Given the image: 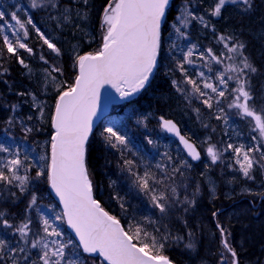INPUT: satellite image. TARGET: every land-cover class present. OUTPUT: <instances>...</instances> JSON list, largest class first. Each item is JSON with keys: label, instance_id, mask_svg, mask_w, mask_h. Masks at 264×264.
Returning <instances> with one entry per match:
<instances>
[{"label": "snow or ice", "instance_id": "snow-or-ice-1", "mask_svg": "<svg viewBox=\"0 0 264 264\" xmlns=\"http://www.w3.org/2000/svg\"><path fill=\"white\" fill-rule=\"evenodd\" d=\"M83 3L87 4L88 0H83ZM170 3L171 0H110L103 10L102 47L95 53L80 55L77 52L75 54L73 66L78 68V74L72 84H67L66 81L53 84L58 92V97L52 118L55 133L51 136L50 163L46 165L47 173H45L44 164L37 168L35 179L46 178L62 202L63 212L56 215L54 219H49L46 214L40 212L37 206V195L34 192L31 193L28 211L33 206H37L43 235L30 241L31 219L26 218L21 224L14 226L3 218L5 214L0 211V224L6 229H13V235L19 233L20 240L17 243L23 245L9 249L8 242L0 239V260L11 258L13 264H20V259L17 258V253H19L24 264H84L78 255L74 253L69 256L65 251L72 247L73 242L70 239H64V232L55 221L63 222V218L67 217L66 222L79 237V244L82 246L83 252L99 253L107 264H172L167 256L159 254L165 244L173 239L171 234L161 233L158 227L150 231L140 222L130 223L126 228L119 219L109 215L103 210L100 202L93 198L92 182L86 167V146L93 131L94 118L97 117L100 109L101 90L107 85L115 89L121 99H131L149 82L153 70L157 66L158 58L161 56L163 30L168 22ZM49 5L57 6L55 0H31L29 6L35 10L45 9ZM227 5H242L244 11H249L252 8V0H214L213 6L208 10V15L220 17L222 10ZM65 11L69 10L66 9ZM178 11L179 15L176 16L171 25L178 38L187 39L188 33L182 29H186L191 21H199L204 28L211 26V22L206 20L203 15L194 14L187 3L182 5ZM2 20H5L4 11H0V21ZM10 20L15 21V25L8 23L9 29L18 26V29L23 30V32L21 35L19 30L13 31L12 37L14 39H10L4 31V26H0V35L3 37V43L7 46L8 52L15 53L17 46L20 49L32 51L27 44L22 42V38L28 36L27 25H31L44 44L57 55L60 54L59 48L36 27L30 16L21 20L16 12H12ZM65 20H70V16H65ZM212 31L214 33L216 31L214 26ZM234 39V36L224 34L218 36V41L223 44L224 48L229 53L235 54L227 57L233 61L227 65L223 64L221 57L216 55L212 48L200 51L195 44H191L186 50L180 48L181 56L175 61L176 68L183 76V84L191 85V91L189 92L182 87L176 80H173L172 83L176 91L184 95L186 99L192 95H198L203 98L201 103L207 108L212 109L215 104L217 112L215 118L217 120L223 119L225 123H227L228 114L225 113L221 98L227 99L228 96H231L227 107L235 109V115L241 119L251 118L249 122H254L252 130L259 133V137L254 136L253 139L264 141V111L257 112L255 106L249 103L253 100L249 76L256 72V68L245 55L244 48L246 45L243 42L236 40L230 46L229 42ZM175 48L176 45L172 44L169 51ZM194 57L205 61V64L200 67H207L210 73L213 72L212 63L220 66L215 74V79L219 81L220 86L210 83L211 77H206L203 71H199L196 79L189 75L185 65H194ZM237 59L239 60L238 63L236 62ZM19 62L24 67H28L22 59ZM52 71L63 74L60 68L53 67ZM47 76H51V72ZM47 76L45 77L46 80ZM55 80L56 78L52 77V81ZM198 81H202L203 88ZM229 81H233L235 87L230 88ZM203 89H211V93L215 94L216 99L214 100L213 96ZM20 95H24V93H20ZM32 100L35 107L42 108V104L37 103L35 95L32 96ZM13 111H15V106H13ZM197 111L199 110L197 109ZM40 114L42 116L43 112L41 111ZM160 119L164 130L179 137L188 156L192 160H200V152L194 144L180 134L176 124L171 120H165L163 117ZM6 123L9 127L14 125L11 118ZM22 130L25 139L32 132L30 127H22ZM5 131L7 132V129ZM102 135L104 141L112 148L122 146L118 150L122 152L124 150L131 151L128 147V137L115 130L113 126L105 127ZM148 143L152 144L153 141L149 139ZM227 148L234 149L237 157L236 163L246 178H251L249 173L254 163L258 164L264 160V152H260L259 145L249 148L247 151L244 150L242 144L239 147L228 144ZM250 152H260V160L254 161L249 155ZM0 153L8 154V157L0 161V183L17 187L21 193L27 192L32 179L27 173L36 166L34 161L29 163L31 157L27 149L21 152L19 146L14 145L10 148L0 144ZM206 153L213 164L223 154L215 145L207 147ZM165 156L169 162L172 161V157L167 153ZM39 160L48 161L49 157L41 155ZM125 166L131 176L134 177L135 185L149 196L153 207L161 213L160 219H164L175 204L194 206L195 200H189L187 196L184 197L183 201L180 200V193L177 191L178 186H166L170 190V195H165L164 192L159 191L156 185H163L164 180L157 178L147 168L143 175H140L134 170L133 160L126 159ZM168 166L167 164L163 167L161 164L156 165L158 169H162L165 178L170 175L167 171ZM182 167L187 168L191 165L186 159L181 161L179 167L172 164L171 173H179L183 176ZM21 170H23L24 175L20 174ZM198 192L199 187L197 186L193 196ZM11 195L15 196L16 193L12 192ZM147 223L154 224L155 222L149 219ZM217 227L223 237L221 245L224 251L221 254L220 264H229V254L231 257L230 264H238L237 253L225 235L227 230L220 227L219 224ZM188 236V242L184 246L193 250L195 243L191 239L192 234L188 233ZM48 237L53 239H47ZM174 239L180 241L182 238L177 236ZM6 249H9L11 256H9V251H5ZM31 249L37 250L36 256L32 255ZM153 251L156 252V255L151 254Z\"/></svg>", "mask_w": 264, "mask_h": 264}, {"label": "trees", "instance_id": "trees-1", "mask_svg": "<svg viewBox=\"0 0 264 264\" xmlns=\"http://www.w3.org/2000/svg\"><path fill=\"white\" fill-rule=\"evenodd\" d=\"M110 0H89L87 4H80V9L86 10L89 15V21L87 24L79 23L83 28L90 26V31L93 30L96 36V41L84 48L80 53H95L100 49L101 37L98 34L100 31L99 22L101 14L104 8ZM187 3L191 11L200 16L203 15L206 20L211 22L209 28H204L202 24L194 22L192 39L198 44V47L206 49L209 43V35L214 26L215 36L218 34H224L226 36H234V40L230 44H234L236 40L243 42L246 47L244 48L245 55L248 56L249 61L256 68V72L250 74L249 78L252 83L260 84L264 81V0H252V8L249 11H244L243 6L227 5L223 10L220 17L210 18L208 10L213 6L212 0H173L171 9L168 15V22L163 30V46L161 49V56L158 70L148 87L146 93L138 100L125 104L119 108L117 113H114L110 123L107 125H100L93 134L87 150V166L90 179L93 183L95 196L100 202L101 206L109 212L112 216L118 218L121 224L127 228L128 224L140 222L150 231L158 227L161 233H170L173 239H170L165 247L159 254L167 256L175 264H189L187 259L178 257V253L182 252L184 246L182 241H188V233L192 234V240L197 241V237L201 238L205 236V240L209 235V230L206 224L201 220H188L184 217V213L190 211H197L209 221L215 222L214 218L219 212H222V206H218L217 202L207 205H198L197 199L204 192V188L199 185V181L202 179L198 178L197 175L200 172L207 173L208 167L205 165L204 159L198 164H192L186 156H184L182 150L178 144L165 136L159 128L158 117L163 116L165 118L175 120L181 128L182 134L185 135L190 141H192L200 150L201 144L198 141L197 133L193 130H187L183 126L184 123L177 120L172 114V107L174 105V96L179 98L177 91L174 89L173 80L178 83L183 82V78L180 71L176 68V59L180 58V55L176 50L169 51V36L168 31L175 20L176 16L179 15V9L182 5ZM0 11L5 12V20H10V14L16 12V4L13 0H0ZM38 19V17H36ZM34 20L36 27L50 39L51 42L57 43L52 36L43 28V26ZM28 36L26 43L30 48L31 54L33 55H44L48 64L53 67L62 69V73H56L58 76H63L64 81L67 84H72L77 75L76 67H74L75 58H72L68 51L61 50L59 56L54 57L48 55V52H44L48 49L47 45L44 44L38 33L27 25ZM213 32V31H212ZM86 33V30H85ZM199 33L201 35L199 36ZM30 54L27 53L26 49H19L15 53L7 51V46L3 43L2 35H0V140L4 137V134L10 132L8 124L6 123L10 118L16 122V108L13 111V106H19L18 94L24 89L25 82L24 71L21 67L19 60H23L28 63L31 60ZM188 69L189 74L192 78L196 75L195 69L189 65H185ZM181 86L184 84L181 83ZM159 90V91H158ZM152 92L161 93L167 98V101L162 99L153 98ZM57 97H52L51 101L55 103ZM54 99V100H53ZM180 99V98H179ZM226 100V99H225ZM226 104V103H224ZM24 107H21L23 110ZM188 113L192 120H196L192 111L198 109L202 112L203 116L208 115L206 105L197 106V104L191 103L190 107H187ZM190 109V110H189ZM211 118V117H210ZM210 118H206L208 121ZM115 119L117 122L115 123ZM227 123L225 126L220 128L222 125L221 120H217L212 117L208 122L214 124L215 132L221 137V148L227 149V155L233 156L234 149H228V144H233L234 147H239L244 141L245 129L241 122L235 118L227 116ZM113 126L115 130L128 137V147L131 151L118 150V148H112L108 145L103 138V130L105 127ZM7 129V132L5 131ZM48 138L51 137V128H47ZM106 135V133H104ZM153 141L152 144L148 143V140ZM167 153L172 157V161L169 162L165 156ZM131 159L134 162L135 169L138 174L143 175L145 169L159 179L164 180L163 185H156L159 191L164 192L165 195H170V190L166 186H178L177 191L180 193V200L183 201L184 197L187 196L189 200L196 199L193 205H183L182 212L171 211L160 219L161 213L158 209L153 207L151 201L148 200L149 196L141 191L136 185L134 177L127 171L125 166V160ZM188 160L191 167L181 168L184 173L181 176L179 173L172 174L171 166H181V161ZM157 164L169 165L167 171L169 176L164 177L162 169L156 167ZM45 165V173H47V164ZM220 168V167H218ZM31 172L28 173L31 179V183L28 185L26 193H20L13 186H6L0 183V211L4 212V219H7L14 226H18L25 221L26 218H30L28 211V204L31 198V193H35L38 197L37 203L43 208H51L54 212L58 213L59 208L51 199L48 191V182L45 177L35 179L36 171L35 168H31ZM223 172V171H222ZM197 186L199 192L193 196L196 192ZM15 192L16 195H11ZM123 205V206H122ZM186 209V210H185ZM33 210V209H32ZM45 212V210L43 211ZM215 213V215H213ZM34 216V211H33ZM152 220L154 224H148V220ZM32 221V219H31ZM60 221V220H59ZM171 223V224H170ZM178 223V224H176ZM168 224H170L168 226ZM60 226L64 232V239H70L73 244L71 250L84 262V264H102L98 258L88 259L84 257L77 244L72 237L66 232L64 223L60 221ZM167 226V227H166ZM185 226L186 231L181 230ZM200 233V234H198ZM181 237L180 241L175 240V237ZM0 239H4L8 242L9 249L23 246L22 243L18 244L20 240L19 233L13 235V229H6L0 224ZM186 243H184L185 245ZM204 244H206L204 242ZM6 249L5 251H9ZM32 255L36 256V252L31 250ZM199 253V252H198ZM152 255H156L153 251ZM190 255V253H186ZM9 256L11 253L9 251ZM17 258L20 259V264H24V261L17 253ZM0 264H13L11 258L0 260Z\"/></svg>", "mask_w": 264, "mask_h": 264}, {"label": "rangeland", "instance_id": "rangeland-1", "mask_svg": "<svg viewBox=\"0 0 264 264\" xmlns=\"http://www.w3.org/2000/svg\"><path fill=\"white\" fill-rule=\"evenodd\" d=\"M13 2L16 4V13L21 20H25L28 16H30L34 20L36 19V17H38V19L36 20L52 36V38L55 41H57V43L54 44L57 46V48H59L60 52L61 50L64 49V51H68L71 54L72 58H75V54L77 52L80 54L85 47L92 45L96 41L95 33L93 30L90 31L91 29L90 26L86 27L85 29L82 27V25H79V23L87 24L89 21V15L87 14V11L80 9V4L83 3V0H55V3L57 5L56 7H52L51 5H49L45 9H35V10L29 6L31 0H13ZM66 9H68L69 11L66 12L65 11ZM77 12H79V15H77ZM65 16H70V20H65ZM194 22L196 21H191V23L186 29H182L183 31H186L188 33L187 39L178 38L177 34L174 32L172 27L170 26L169 28L168 31L169 46L175 44L176 48L173 50H176L180 56H181V53L179 52L180 48H184L186 50V48L191 44H195L197 48H199L198 44L194 42L191 37L194 29L193 28ZM8 23L15 25V21L2 20L0 21V26H4L5 33L9 35L10 39H14V37H12V32L19 30L18 26L9 29L7 27ZM101 23H102V16L100 17V22H99L100 31L98 34L100 35V37H102ZM19 31L21 32L22 35L23 30H19ZM214 36L215 33L211 32L210 33L211 41L209 42L210 45H208L207 48H212L214 53L221 57L224 65L232 63L233 61L229 60L227 57L233 56L235 54L229 53L227 49L224 48L223 44L218 41V36L217 37ZM26 39L27 37L22 38V42L26 43L25 42ZM262 48L264 49V47ZM19 49L20 48L17 46L16 51ZM199 49L200 51L205 50L202 47H200ZM44 52H48V55H51L53 58L59 56L49 48ZM27 53L30 54L29 56H31V60L28 63L24 62V64L28 65L27 68L21 64L22 67L24 68V77L26 80L25 82H22L24 84V89L22 90V93H24V95L18 94L17 96V98L19 99V106L15 107L16 117L14 118L16 122L12 127H8L10 132L4 134V137L0 140V144H4L5 146H8L10 148L13 147L14 145L19 146L21 152H24L25 149H27L28 154L31 157L29 163H32L34 161L36 163V166L32 168H35V170H37V168L41 164L49 163V160L40 161L39 156L47 155L49 157L51 138H48L47 128L51 124L53 109L56 103V100L55 103H53L51 101V98L58 96V92L56 91L53 84L65 82V81L63 76H58L56 74L59 72L52 71L53 66H51L48 63H45L46 59L44 58L45 57L44 55L41 54L33 55V53L31 54V52L29 51H27ZM41 57H43V59H41ZM193 59L195 60V64L192 65L191 67H193V69H195L196 71V75L193 77V79L197 78L199 71H203L206 77H211V79L209 80L210 83L220 86L219 81L215 79L216 71L219 69L220 66L212 63L213 72L210 73L207 67H200L201 65L205 64V61H201L196 57H194ZM236 62L238 63L239 60L237 59ZM49 72H51V76H47ZM179 75L182 76V74ZM189 75L192 76L191 74ZM46 76H47V80L45 79ZM52 77H55L56 80L52 81ZM249 81H250L251 94L253 96V100L249 101V103L255 106L257 112L264 111V81H262L260 84H255V85L252 83L250 78ZM198 83H200L201 88H203L202 81H198ZM182 87L186 88L189 92L191 91V85L184 84ZM229 87L230 88L235 87L233 81H229ZM174 89L176 90L175 87ZM203 90L205 92H208L210 95H212L214 100L216 99L215 94L211 93V89H203ZM160 94L161 93L158 92H152V95L150 96L153 98L162 99L163 101H167L168 97ZM177 94L180 99L174 96L175 99H173L174 105L172 107V114L177 120L186 123V125L191 130L197 133L198 141L201 144L200 152L203 157L202 161L204 159L205 162V165L203 167L209 166L206 176L209 184L210 193L217 195V191L219 189L218 186L220 185H222L221 194H223L222 196L225 197V199L226 198L231 199V196L232 194H234V192H236L235 194L238 195H240V193H247V194L256 193L257 190H254L252 188L256 185V182L252 183V181L254 180L255 177H257V175H259V177L264 181V160L260 161V164H262L263 167H258L259 163L258 164L254 163V166L249 173V176L251 178L244 177L243 173L240 171L239 165L236 163L237 157L235 156V152L233 151V156H228L226 154L227 149L223 147L221 148L220 146L221 137L217 134V132H215L214 127H212L209 123L207 125L205 124L208 121L204 119L202 112L200 110L197 111V109H194L192 111V114L194 115L196 121H193L190 117V114L187 112L188 111L187 107H190L191 103L197 104V106L198 105L204 106V104L201 103V100L203 98L199 97L198 95H192L190 98L186 99L184 95H181V93L177 92ZM33 95L37 97V103L42 104V108H37L34 106L32 100ZM231 98H232L231 96H228L226 100L224 98H221V101L225 108V113L228 114L227 116H229L230 118L232 117L235 118L237 121L241 122L244 126L245 136L243 138L244 141L241 143L242 145H244V150L247 151L249 148L259 145L260 152H264V141L253 139L254 136L259 137V133L254 132L252 130L254 122L252 123L249 122L251 118L241 119L239 116L235 115L236 112L235 109H229L227 107V104L229 103ZM21 107H24L23 110L21 109ZM215 109H216L215 104L212 109H209L206 106L207 111L214 112V115H217V112L215 113ZM41 111L43 112L42 116L40 114ZM29 117H31V119H29ZM221 121L223 124L220 125V128H222L226 124L223 119H221ZM199 124L201 125L200 127ZM22 127L32 128V132L27 135L26 139L24 138V132L22 130ZM210 145H215L216 148L223 153L220 159L215 164L211 162V159L207 156L206 153V149ZM260 152H250L249 155L253 158L254 161L260 160ZM242 156H243V152L241 153V157H240L241 159ZM6 157H8L7 153H0V161H2ZM226 160H231L232 162L235 163L237 167H225ZM20 174L24 175L23 170H21ZM228 174L230 175L234 174V176L239 180L241 184L230 186L228 184L229 183L228 181H230V179L224 178L227 177ZM219 178L222 179L219 180ZM14 183H19V182H14ZM242 185L245 186L240 188L236 187ZM14 188L21 193L19 188L17 187ZM37 206L39 207L40 212L46 214L49 219H54L56 215L60 214L57 211L54 212L53 210H51V208H47V209L43 208L38 203ZM37 206H33L32 207L33 210L31 209L30 210L31 212L29 213V216L32 219L31 221L32 231L29 234L30 241L32 239L38 238L40 235H43L40 216L37 213ZM44 210L45 212H43ZM33 211H34V216H33ZM221 211L222 212H219L216 215V217L217 219H221V220L225 219V221H227L225 226L223 227H225L228 234L230 233V235L227 234V238L230 245L234 249L236 248V250H238L239 253H243L244 254L243 260H247L249 262V259H251L253 255L256 256L258 255L259 248H256L254 250V248L257 247L254 246L252 248V251H250L251 244L249 242H246L241 237L242 236L241 234L240 236L233 235L232 232L229 231V229H231L229 223L232 226H237L238 224L243 226L247 233H252V234L260 233L264 235V212H261L260 210L256 211L254 209L249 210V206H247L246 204H239V203L236 204L233 207V209L227 211L223 207ZM55 223L62 229L59 220H56ZM170 224H168V226ZM180 229L187 232L185 226H183V228ZM47 239H53V238L48 237ZM216 243H218V241L217 239H215L212 233L211 238L209 239L207 244L209 248L208 252L201 253L199 251V253H197L196 256H194L193 258H190L188 255H185L184 258H186L189 261V264H207L205 259H207L209 256H212L213 252L217 247ZM34 251L37 254V250ZM65 251L69 254V256H72L75 253L71 250V248L66 249ZM262 263L264 264V260ZM90 264H94V262H90ZM245 264L247 263L245 262Z\"/></svg>", "mask_w": 264, "mask_h": 264}, {"label": "bare ground", "instance_id": "bare-ground-1", "mask_svg": "<svg viewBox=\"0 0 264 264\" xmlns=\"http://www.w3.org/2000/svg\"><path fill=\"white\" fill-rule=\"evenodd\" d=\"M22 83V82H21ZM23 84V83H22ZM22 93V92H20ZM208 115L206 117H204V119L206 120V118H212V117H216V115H214V112L211 111H207ZM215 113H216V109H215ZM210 118V119H211ZM209 119V120H210ZM208 120V121H209ZM196 121V120H193ZM207 121V120H206ZM209 122H206L205 124L207 125ZM210 124V123H209ZM212 127L214 124H210ZM185 127V129L187 130V128L189 130H191L186 123H184L183 125ZM201 125L199 124V127ZM187 127V128H186ZM225 167H237L235 165L234 162H232L231 160H226L225 162ZM258 167H263L262 164L259 163ZM207 173H203L200 172L198 173L197 177L198 178H202L199 181V185L202 186L204 188V192L202 193V195L197 199V204L198 205H207V204H213L215 202H217L218 206H222L224 207L225 210H230L233 209V207L236 204H246L247 206H249V210L250 209H254L256 211L260 210L261 212H264V181L259 177V175H257V177L254 178V180L252 181V183L256 182V185L254 187H252L254 190H257L256 193L254 194H247V193H240V195L235 194L236 192H234V194H232L231 199H225V197H223L221 194V189H222V185L218 186V191H217V195H214L213 193H210L209 190V184L207 181ZM224 178H229L230 181H228L230 186H235L238 184H241L239 182V180L233 175L228 174L227 177ZM222 178H219V180H221ZM252 185V184H251ZM245 185L242 186H236V187H243ZM258 196V197H255ZM225 199V200H224ZM257 199V200H256ZM149 201L150 198H148ZM196 202V199H193ZM234 203V204H233ZM172 211L174 212H178L179 214L183 213L182 212V207L181 204H175L172 207ZM184 217L188 220H201L202 222H204L206 224V227L208 228L209 235L205 240V236H202L201 238L197 237V241L192 240L195 243V248L193 250H189L184 246L185 240L182 241V245L184 246V249L182 252L184 253H178V257L179 258H184V256L186 255V253H190V255H188L190 258H193L194 256H196V254L200 251L201 253L204 252H208L209 248H208V241L211 238V234L213 233V236L215 237V239H217L218 243H216V249L213 252L212 256H209L206 260L207 264H220V260H221V254L224 251L221 245V240L223 239V237L221 236L220 230L217 227V224L220 225V227L224 228L223 226H225L226 222L225 219H217V217L214 218L215 222H211L208 220V218H206L205 216H203V214L197 212V211H190L187 212L186 214L184 213ZM229 226L231 227V229H229L230 232H232L233 235H242L241 237L246 241L249 242L251 244V248L250 251H252V248L254 246H257L254 248V250L256 248H259V253L258 255H253L251 259H249V262L247 260H243L244 254L243 253H239L238 250L235 251L237 253V257H238V264H245V262L247 264H263V260H264V235L257 233V234H252V233H247L245 231V228L241 225H237V226H232L229 223ZM200 234V233H198ZM227 231L225 233V235L227 236ZM192 239V237H191ZM204 242L206 244H204ZM180 255V256H179ZM100 260V262L102 264H104L103 260L99 257L98 258ZM186 259V258H184ZM228 260H229V264H230V254L228 255Z\"/></svg>", "mask_w": 264, "mask_h": 264}, {"label": "water", "instance_id": "water-1", "mask_svg": "<svg viewBox=\"0 0 264 264\" xmlns=\"http://www.w3.org/2000/svg\"><path fill=\"white\" fill-rule=\"evenodd\" d=\"M171 4H172V0H171V3H170V7H171ZM102 47V46H101ZM157 65H158V61H157ZM156 69H157V66L156 68L153 70V74L152 76L150 77L149 79V82L145 85V87L140 90L138 93L134 94L133 97L131 99H121L120 98V95L119 93L116 92L115 89L111 88L110 86H107L105 85V87L101 90V99H100V109L98 111V114H97V117L94 118V121H93V131L92 133L90 134L89 136V140L94 132V130L96 129L97 125L99 124V122L104 118L106 117L109 112H110V109L112 106H116V105H121L123 103H127V102H130L131 100L133 99H136L145 89L146 87L149 85L153 75L155 74L156 72ZM77 71H78V68H77ZM55 111V110H54ZM54 115V114H53ZM160 122H161V119H160ZM173 122V121H172ZM174 123V122H173ZM51 126H52V123H51ZM177 126V125H176ZM162 128V126H161ZM178 128V126H177ZM179 129V128H178ZM162 130H164L162 128ZM52 131H53V134L55 133V129L54 127L52 126ZM180 131V129H179ZM164 132L170 136L171 138L175 139L179 145L181 146V148L183 149L184 153L187 155V157L193 161L194 163H199L200 160L196 161V160H192L190 156H188L187 154V151L184 149V146L180 143V140H179V137L175 136L173 133H169L167 132L166 130H164ZM181 134V133H180ZM88 140V142H89ZM190 142V141H189ZM191 143V142H190ZM193 144V143H192ZM87 147V146H86ZM198 150V149H197ZM51 155V154H50ZM49 190L51 192V195L53 197V199L58 203V205L61 207L62 209V212H63V204L62 202L60 201L59 197L55 194V190L51 188L50 184H49ZM92 195H93V198H94V193H93V188H92ZM95 199V198H94ZM105 211V210H104ZM64 220H65V224H66V229L67 231L72 235V237L75 239V241L77 242L79 248L81 249L82 253L84 255H87L91 258H97V257H100L104 264H107L106 261H104V258L99 255V253H95V254H89V253H84L83 252V249H82V246H80L79 244V237L76 235L75 231L67 224L66 220H67V217H64ZM173 264V263H172Z\"/></svg>", "mask_w": 264, "mask_h": 264}]
</instances>
